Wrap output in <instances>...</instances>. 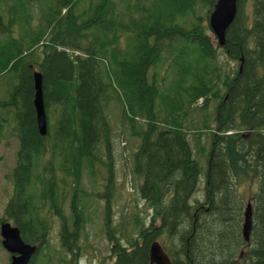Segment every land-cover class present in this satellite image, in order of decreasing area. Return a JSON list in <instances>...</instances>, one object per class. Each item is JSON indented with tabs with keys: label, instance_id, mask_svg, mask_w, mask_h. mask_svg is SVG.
<instances>
[{
	"label": "trees",
	"instance_id": "1",
	"mask_svg": "<svg viewBox=\"0 0 264 264\" xmlns=\"http://www.w3.org/2000/svg\"><path fill=\"white\" fill-rule=\"evenodd\" d=\"M216 2L0 0V142L17 145L0 221L37 247L29 264H149L154 241L172 264H264V0L237 1L223 46L208 27ZM220 53L237 69L224 75ZM202 98L200 110L212 104L215 123L198 149L205 163L193 158L187 111ZM126 135L138 141L120 147L138 200L131 208L125 199L116 216L114 154ZM54 221L59 248L50 245ZM95 227L108 245L103 256Z\"/></svg>",
	"mask_w": 264,
	"mask_h": 264
},
{
	"label": "rangeland",
	"instance_id": "2",
	"mask_svg": "<svg viewBox=\"0 0 264 264\" xmlns=\"http://www.w3.org/2000/svg\"><path fill=\"white\" fill-rule=\"evenodd\" d=\"M216 62L221 66V68H223L222 71L224 72V75L228 73L227 72L228 69L231 70V69H235L237 67V64L235 62L228 60L227 56H223L221 53H220L219 57L217 58ZM221 79L222 78L217 79V77H215V79L213 80L214 81L213 84L215 85V87L221 88L220 87V85L222 83ZM0 81L3 82L1 79H0ZM4 81H6L5 78H4ZM0 94H2V95L4 94L3 90L1 89V85H0ZM197 103H198V106L196 104H192V106L190 105L189 107H187L188 114L191 113L192 118L194 120L193 126L190 127L193 129V130H191L193 132L189 133V140H190L191 150H192V155H193L194 160L196 162L198 159L201 162L204 160L202 163H205L206 155L202 156V153H198L199 152L198 149H205L207 147V145L209 143V136L211 134V131L215 128L214 107L211 104L207 109L205 108L201 111L199 107H201V105L203 104V98H202V100L201 99L198 100ZM110 114H111L110 117H111V121H112V122H110V124L115 125L114 130H116L117 131L116 133H118V132H120V129L116 126V124L118 123V120H119V116L117 114V109L115 111H112L110 109ZM7 142L8 143L5 145L2 142H0V218L3 215L4 207L8 201V198H9L10 192H11V183L8 179V176H9V174L12 171L13 166H14V160H15L14 154H15V151L17 148L16 141L14 139H9ZM121 143H126V145L128 147L130 145L131 148H134L138 144V141L136 139H130L126 135V136H124V140H122V141L120 140L116 144L118 150L114 154V158H115V179H116L117 188L119 189V190L117 189V192L119 191L118 194L120 196L116 202L111 204V211L116 216H120L121 213L124 212L121 209H122V205L124 204L125 199H129V198L131 199V202L126 206V207H131V208H134L136 201L138 200V198L136 197L138 190H137L135 181L132 180L133 176L130 173L131 165L129 163L128 157L124 158L122 156L123 153L120 152V147L123 146V145H121ZM131 144H133V145H131ZM204 153H206V152H204ZM198 165H199V163H198ZM199 167H200V165H199ZM103 170H105L104 167L101 171L103 172ZM202 171L203 170H201V174H203ZM201 174H200V179H201L200 182H202V175ZM130 180L132 181L131 183H130ZM100 183H101V181H100ZM100 189L103 191L102 186ZM91 198L96 202H100L101 205L105 204V200L99 198L97 196V194L94 192H92ZM192 198H191V203L198 201V188L196 189ZM199 198L200 199L204 198L202 193L199 194ZM95 204L96 203L94 202V205ZM100 210L101 209L99 207H97L96 212L98 215H99ZM67 213H68V210H67ZM144 215L146 216V219H147L148 216L145 212H144ZM96 221H97V219H96ZM0 223H1V221H0ZM97 226L99 227V224H97ZM59 229H60L59 223H56L54 221L53 230L51 231V235L49 237L50 245L53 248L54 247L59 248V241H58ZM91 233L94 236L93 245L97 248L99 254L101 256H103V254L106 251L107 246H108L107 242L104 240L103 235H101L99 233L98 228L95 227ZM92 234H89L90 237L92 236ZM1 241H2V239L0 236V264H9L10 263V255L3 249L2 245H1ZM86 258L87 259L84 258L85 261L81 262L80 264H90V263L92 264L93 260L88 259V257H86ZM109 263L104 262V264H109ZM37 264H42V262L38 261ZM93 264H96V262Z\"/></svg>",
	"mask_w": 264,
	"mask_h": 264
},
{
	"label": "water",
	"instance_id": "3",
	"mask_svg": "<svg viewBox=\"0 0 264 264\" xmlns=\"http://www.w3.org/2000/svg\"><path fill=\"white\" fill-rule=\"evenodd\" d=\"M238 0H217L209 15L208 27L215 36L220 46L224 45L225 32L232 24L237 13ZM41 75L38 72L33 73L34 99L33 107L36 115V124L38 133L45 136L47 133V118L42 98ZM250 206V204H248ZM249 208V207H248ZM251 216L245 217L243 225V235L247 236L250 232ZM1 245L3 249L10 254L9 264H29L37 251L34 245L26 244L20 236L17 227L8 222L0 224ZM149 264H172L170 259L164 253L161 245L154 241L149 249Z\"/></svg>",
	"mask_w": 264,
	"mask_h": 264
},
{
	"label": "bare ground",
	"instance_id": "4",
	"mask_svg": "<svg viewBox=\"0 0 264 264\" xmlns=\"http://www.w3.org/2000/svg\"><path fill=\"white\" fill-rule=\"evenodd\" d=\"M67 5V4H66ZM63 6V5H62ZM65 7V6H64ZM71 7V6H70ZM79 8V7H78ZM24 13V12H23ZM23 13H22V15H23ZM21 14V13H20ZM44 14V13H43ZM60 14H61V12H60ZM49 16V15H48ZM20 17H21V15H20ZM24 17V16H23ZM85 17V16H84ZM52 18V17H51ZM50 18V19H51ZM67 18H69V17H67ZM60 31H62V30H60ZM65 39V38H64ZM218 42V41H217ZM56 45H57V43H56ZM46 115V114H45ZM161 125V124H160ZM166 125V124H165ZM163 126V125H162ZM161 126V127H162ZM166 128V127H165ZM249 204V203H248ZM248 204H247V206H246V210H245V212H244V218H243V225H244V222H245V217L247 216V215H249V216H251V225H252V207H251V205L250 206H248ZM249 207V208H248ZM250 230H251V227H250ZM242 235H243V227H242ZM249 236H250V232H249V234H247V236H245L244 237V235H243V237H244V241L245 242H248L250 239H249ZM156 242H158V241H156ZM150 249V248H149ZM165 253V252H164ZM166 254V253H165ZM168 257V256H167ZM169 258V257H168Z\"/></svg>",
	"mask_w": 264,
	"mask_h": 264
},
{
	"label": "flooded vegetation",
	"instance_id": "5",
	"mask_svg": "<svg viewBox=\"0 0 264 264\" xmlns=\"http://www.w3.org/2000/svg\"><path fill=\"white\" fill-rule=\"evenodd\" d=\"M81 261H79V259L77 260V264H80ZM84 262V261H82ZM96 264H97V261L95 260ZM104 264V263H103Z\"/></svg>",
	"mask_w": 264,
	"mask_h": 264
}]
</instances>
